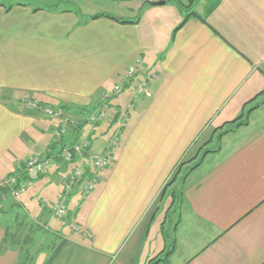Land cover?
<instances>
[{"label":"crops","instance_id":"obj_1","mask_svg":"<svg viewBox=\"0 0 264 264\" xmlns=\"http://www.w3.org/2000/svg\"><path fill=\"white\" fill-rule=\"evenodd\" d=\"M60 1L0 2V180L30 157L49 163L22 196L0 201V264H170L187 221L199 241L181 264H264V100L247 124L230 123L264 91V0H195L189 10V0H106L124 11L96 14ZM144 82L150 96H136ZM27 101L72 117L109 105L107 125L78 132L93 156L118 138L94 192L63 194L69 169L55 155L57 123ZM206 141L200 165L169 188L180 193L175 202L162 197L184 153ZM59 203L62 217L52 211Z\"/></svg>","mask_w":264,"mask_h":264},{"label":"built area","instance_id":"obj_2","mask_svg":"<svg viewBox=\"0 0 264 264\" xmlns=\"http://www.w3.org/2000/svg\"><path fill=\"white\" fill-rule=\"evenodd\" d=\"M154 75V73H152ZM134 75L132 70L127 71L125 79ZM124 83L115 85L112 89V93H119L123 89ZM136 96H150L148 91L147 82H144L137 86ZM108 97L105 95L102 100H106ZM24 108L28 111H39L43 113L49 119L56 121V131L54 136V142H59L61 139L70 135L71 130L76 129L80 125V120L74 119L63 113L60 110L53 109L47 105L27 101L23 104ZM128 105L127 108H129ZM107 106L102 104L97 110L87 115L86 121L91 125H95L106 118ZM68 146L64 147L60 152V160L67 165L69 172L66 176V180L63 185L64 194L70 193L75 187L79 186L82 189L83 195L88 196L95 189V186L99 183L98 174L104 169H107L112 159V151L118 143L117 137H112L108 141V145L103 155L98 157H92L93 173L89 177L86 176V170L84 166V157L89 155L90 143L87 139L78 138L69 142ZM49 163L38 157H30L24 163V171L28 175L44 174L48 169ZM31 185L27 181H19V174L8 176L0 180V198L3 195L8 194L9 197L16 198L17 196L24 194L27 188ZM5 188L6 194L1 190ZM53 210L57 215H64L65 208L63 205L54 206ZM76 230V229H74Z\"/></svg>","mask_w":264,"mask_h":264},{"label":"trees","instance_id":"obj_3","mask_svg":"<svg viewBox=\"0 0 264 264\" xmlns=\"http://www.w3.org/2000/svg\"><path fill=\"white\" fill-rule=\"evenodd\" d=\"M194 2H195V0H189L188 1V4H186L185 6H184V8L185 9H191V7H192V5L194 4ZM220 2V0H216L215 1V3H214V5H213V7H215L218 3ZM211 10V9H210ZM189 13V12H188ZM197 16L194 12H190L189 14H188V16H187V18H189L190 16ZM100 16H103V17H107V18H110V19H113V20H115V21H117L118 23H120V24H124V23H128V22H126V21H121V20H119V19H117V18H114V17H110L109 15H96V16H94V18H97V17H100ZM182 25V24H181ZM124 87V86H123ZM113 94V93H112ZM115 94H117V93H115ZM264 95V91H262V92H260V93H258V94H256L252 99H250L249 101H247L244 105H243V113L238 117V118H236L235 120H233V121H231L230 123L231 124H234L235 125V127H239V126H241V125H245V124H247V117H248V115L253 111V110H255L259 105H260V103L264 100V98L263 99H261V100H259L260 99V97L261 96H263ZM108 97V96H107ZM108 99V98H107ZM105 101V100H104ZM105 105L107 106V110H106V117H107V111L110 109V107H109V105H107L106 103H105ZM250 105V107L249 108H247L248 106ZM246 108V109H245ZM63 110H64V107L62 108ZM129 109V108H128ZM245 109V110H244ZM62 111V110H61ZM95 111V110H94ZM94 111H91V112H89V111H82L81 109H76V111H74L75 113H77L76 115H74V113H72L74 116H73V118L74 119H78V120H80L79 122H80V125H79V127L78 128H76V129H73V130H71V132H70V135H72V137H73V140H76L78 137V132H79V130H81V129H83V127L86 125V124H89V122L88 121H86V119H85V117H83L84 116V114H90V113H92V112H94ZM64 112V111H63ZM87 114V115H88ZM120 115H121V113H120ZM123 115V114H122ZM121 115V116H122ZM70 116V115H69ZM79 116V117H78ZM70 117H72V116H70ZM114 122L119 118V114L116 112L115 113V115H114ZM105 120V119H104ZM103 120V121H104ZM108 120H109V118H108ZM102 122V121H101ZM222 127H218V128H216L215 129V131H214V134L215 133H217V130H219V129H221ZM228 130H225V131H222V132H218V134L216 135V137H218V138H220V137H222L226 132H227ZM210 143V141H206V142H204V143H202L201 145H197L196 146V143H193L192 145H191V147H189V149L184 153V155L182 156V158L180 159V161H179V163L173 168V172H172V178H171V180L167 183V185L165 186V188H164V190H163V194H162V197H164V196H169V197H171V201H173V202H175L174 200H175V198L176 197H178V195L180 194L179 193V191L177 192V189H175V188H171V189H169L175 182H181V181H183L184 180V178H185V174H186V172L188 171V173L190 172V171H192V170H194L196 167H198L199 165H200V163H201V160L203 159V157L206 155V154H208L209 152H210V150L209 149H207L206 147H207V145ZM68 144H70L69 142H68V140H66V138H63V139H61L59 142H55V143H53V147L55 148V147H57L58 148V150H57V153L55 154V155H57L58 157H59V155H60V152L62 151V149L64 148V147H66V146H68ZM194 148V149H193ZM56 156V157H57ZM92 157H98V156H93V155H91V154H89V155H86L85 157H84V161H83V163H84V166H85V170H86V176L87 177H89L90 175H92V173H93V168H92V162H91V160H92ZM39 158V157H38ZM41 159V158H40ZM59 159H60V157H59ZM43 160H45V161H47L48 162V160L47 159H44L43 158ZM188 164H191V166L188 168V169H186L187 171L183 174V175H181L180 176V173H181V169L185 166V165H188ZM69 168V167H68ZM103 171V170H102ZM101 171V172H102ZM68 172H69V170H68ZM101 172H99V174H98V179H99V182H100V173ZM15 174H19V181H27V182H30L31 183V177H33V176H41V175H43V174H37V175H28L25 171H24V165H23V167H22V169L20 170V171H18V172H15V173H13V174H11V175H9V176H12V175H15ZM68 174V173H67ZM7 178V177H6ZM64 185V184H63ZM98 185V184H97ZM97 185L95 186V188L97 187ZM95 190V189H94ZM1 192L2 193H5L6 194V192H7V190L5 189V188H3L2 190H1ZM72 192V191H71ZM70 192V193H71ZM94 192V191H93ZM83 193V192H82ZM177 193H178V195H177ZM63 194H64V189H63ZM69 194V193H68ZM68 194H64V195H68ZM91 194V193H90ZM166 194V195H165ZM23 194H21V195H19V196H17L16 198H18V197H20V196H22ZM8 196V194H6V195H3V196H1V198H0V201H1V199L2 198H5V197H7ZM12 198V197H11ZM16 198H13V199H16ZM56 205H63L62 203H59V204H55V205H52V211H53V213L56 215V216H58V217H62V216H64L65 215V213H64V215H57L56 213H55V211L53 210V208H54V206H56ZM64 206V205H63ZM65 208V207H64ZM65 212H66V209H65ZM166 214V213H165ZM164 225V221H163V223L161 224V226H163ZM74 229H76V227L75 226H72V230L73 231H77V229L76 230H74ZM160 254H162V252L160 253ZM159 254V255H160ZM158 255V256H159ZM158 256L157 257H155V258H153L152 260H155V261H157V259H158Z\"/></svg>","mask_w":264,"mask_h":264},{"label":"rangeland","instance_id":"obj_4","mask_svg":"<svg viewBox=\"0 0 264 264\" xmlns=\"http://www.w3.org/2000/svg\"><path fill=\"white\" fill-rule=\"evenodd\" d=\"M22 2L25 1L26 3H30L32 6H40V5H47L50 3L49 0H0V2H4L6 5L13 3V2ZM54 1V0H52ZM185 1V0H183ZM69 2V3H68ZM59 4H61L63 7L66 6V4H68V8H72V9H78L80 11H82L83 13L86 14H96L99 12H111V13H115V12H120V8H123V5L120 6V4H115L106 0H61L59 2ZM74 4V5H73ZM186 4V3H185ZM188 4V3H187ZM67 7V6H66ZM124 11V8H123ZM124 110V109H123ZM124 112H126L124 110ZM108 118H109V114L107 111V117L105 118V120L103 121V123L101 124L102 126L107 125L106 123L108 122ZM87 125V124H86ZM117 125H118V121H117ZM117 127V126H116ZM109 130V128H107ZM115 125L113 124V127L111 130H109L106 135H110L114 132L115 130ZM84 138V137H82ZM86 139V138H84ZM94 141L96 139H93ZM100 140H103L100 138ZM100 142H98L97 144H99ZM214 144V143H213ZM187 170H182L181 171V175H183ZM54 204V203H53ZM175 212H171L170 216L167 217V223L165 225V230L167 231V235L169 234V236H172L171 233V229L173 227V225L176 223L177 220V215L179 213V211H181L180 208L177 207V205H175ZM185 212H183V217H184ZM187 219H191V217L186 216L184 218L185 221H187ZM56 221H61V219L56 218ZM168 224H170V230L168 227ZM190 222H186L183 223V225L180 227V229L183 231L181 232H177L176 236L178 239V245H177V252L175 257L171 260L170 264H181L182 261H184L186 258H188V256H190L194 250L193 248L196 247V245L198 244L199 238H196L195 232L192 233V230H189L188 226H189ZM160 225V223H157L156 229H158V226ZM63 233L68 231L67 226H64L63 228ZM154 230H155V226H152L151 228V233H150V239H152V237L154 236ZM189 234H186V233ZM191 232V233H190ZM167 236H165L166 238ZM160 239L163 241L162 237L160 236ZM159 238L155 239V244L157 246L162 245V241ZM182 243V244H181ZM191 246V247H190ZM171 253V251H166V253L163 256V259H161L162 261H166L167 257L169 256V254ZM168 264V263H166Z\"/></svg>","mask_w":264,"mask_h":264},{"label":"water","instance_id":"obj_5","mask_svg":"<svg viewBox=\"0 0 264 264\" xmlns=\"http://www.w3.org/2000/svg\"><path fill=\"white\" fill-rule=\"evenodd\" d=\"M161 5V4H163V2H155V3H152V5Z\"/></svg>","mask_w":264,"mask_h":264}]
</instances>
